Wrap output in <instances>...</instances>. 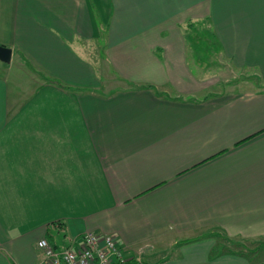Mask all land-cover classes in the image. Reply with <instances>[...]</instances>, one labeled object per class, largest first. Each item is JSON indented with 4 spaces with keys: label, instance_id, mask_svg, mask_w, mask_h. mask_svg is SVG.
<instances>
[{
    "label": "crops",
    "instance_id": "obj_1",
    "mask_svg": "<svg viewBox=\"0 0 264 264\" xmlns=\"http://www.w3.org/2000/svg\"><path fill=\"white\" fill-rule=\"evenodd\" d=\"M200 24L259 87L203 95ZM0 46L35 83L0 75V264L91 232L144 264H253L233 249L264 238V0H0Z\"/></svg>",
    "mask_w": 264,
    "mask_h": 264
},
{
    "label": "rangeland",
    "instance_id": "obj_2",
    "mask_svg": "<svg viewBox=\"0 0 264 264\" xmlns=\"http://www.w3.org/2000/svg\"><path fill=\"white\" fill-rule=\"evenodd\" d=\"M188 32V36L191 37L190 45H193V50L197 52L203 70L205 71L204 77L209 78L206 83L213 87L205 92L203 95L215 94V93H226L230 91H245L248 88H256L260 86L259 80L254 75L247 77L245 73H241L237 68L231 65V63L219 52V44L214 40L213 29L207 24H200ZM92 59L97 61V68L102 70V66L105 64L103 62V57L99 59L95 50H91ZM191 57V62H192ZM1 62V61H0ZM14 63H0V75H9V78L17 82L18 84H23L24 88H29V86L35 85L32 76L24 67H18L16 59H13ZM194 64V63H193ZM251 86V87H250ZM25 90V89H24ZM21 90L23 94L28 92L27 90ZM210 92V93H209ZM219 238H223L222 235L217 233ZM238 244L242 242H237ZM246 248L238 247L239 252L247 254L251 259V263L257 264L258 261L264 259V238L258 239H247L243 241ZM258 249L257 257L254 251Z\"/></svg>",
    "mask_w": 264,
    "mask_h": 264
},
{
    "label": "built area",
    "instance_id": "obj_3",
    "mask_svg": "<svg viewBox=\"0 0 264 264\" xmlns=\"http://www.w3.org/2000/svg\"><path fill=\"white\" fill-rule=\"evenodd\" d=\"M37 246L44 255V264H144L141 258L129 257L113 235L86 233L77 246L55 248L47 238Z\"/></svg>",
    "mask_w": 264,
    "mask_h": 264
},
{
    "label": "water",
    "instance_id": "obj_4",
    "mask_svg": "<svg viewBox=\"0 0 264 264\" xmlns=\"http://www.w3.org/2000/svg\"><path fill=\"white\" fill-rule=\"evenodd\" d=\"M12 59V49L0 46V61L10 63Z\"/></svg>",
    "mask_w": 264,
    "mask_h": 264
},
{
    "label": "trees",
    "instance_id": "obj_5",
    "mask_svg": "<svg viewBox=\"0 0 264 264\" xmlns=\"http://www.w3.org/2000/svg\"><path fill=\"white\" fill-rule=\"evenodd\" d=\"M264 248V247H263ZM258 251V249H256L254 252H257Z\"/></svg>",
    "mask_w": 264,
    "mask_h": 264
}]
</instances>
